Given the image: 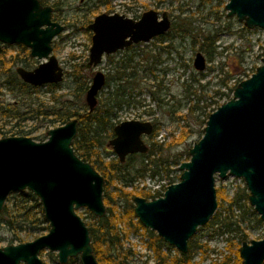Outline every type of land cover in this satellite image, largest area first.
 Returning <instances> with one entry per match:
<instances>
[{
    "label": "water",
    "instance_id": "obj_1",
    "mask_svg": "<svg viewBox=\"0 0 264 264\" xmlns=\"http://www.w3.org/2000/svg\"><path fill=\"white\" fill-rule=\"evenodd\" d=\"M225 9L247 29H264V0H228ZM157 18L153 9L138 20L119 13L94 16L88 24L92 35L87 67L97 66L104 55L166 33L170 19L166 13ZM63 30L52 20V7L39 0H0V42L23 44L31 56L44 59L31 70L16 69L29 84L63 80L64 70L51 54V41ZM205 65L203 54L196 52L194 68L201 71ZM105 80L101 70L93 73L85 91L88 111L97 105ZM77 126L73 117L48 129L44 141L18 135L0 138V211L10 193L28 190L40 201L49 226L32 240L0 246V264H44L39 256L44 249L56 252L59 264L76 256L80 264H99L88 226L77 210L86 208L97 217L105 214L104 179L75 154L71 144ZM152 128L149 120H122L114 125L108 146L123 162L129 154L148 151L143 136ZM188 154L189 159L178 165V181L161 196L133 197V211L142 226L186 253L188 241L217 208L215 179L227 176L243 180L248 204L264 226V55L255 71L234 86L232 97L208 115L202 136ZM238 253L241 264H264V231L259 239L243 241Z\"/></svg>",
    "mask_w": 264,
    "mask_h": 264
},
{
    "label": "rangeland",
    "instance_id": "obj_2",
    "mask_svg": "<svg viewBox=\"0 0 264 264\" xmlns=\"http://www.w3.org/2000/svg\"><path fill=\"white\" fill-rule=\"evenodd\" d=\"M45 1L50 6H52V3L57 2V17L53 19L65 26L64 30L52 40V54L63 67L64 78L57 88H52L48 84L42 85L32 90L28 95L18 93L16 90L10 91L0 85V105L8 106L17 102L15 105H19L21 111H25L35 107L40 109L50 108L52 105H56L57 108L65 99H69L72 100V108L82 111L85 92L81 96H78L75 92L73 65L78 64L80 66L82 69L81 74H87L88 71H91L88 79L90 82L94 71L101 70L107 76V74L114 72L115 66L126 63L129 56H131V64L138 69L136 79L140 81L139 88L133 90L132 98H128L130 99L129 105H122L121 108L117 109L116 121L139 119L150 120L152 123L157 124L156 128L153 129V131H156L155 135L151 137V133L145 139V143L150 148L152 140L164 144L170 140L169 132L177 135L179 125L174 119L179 114L186 112L190 106H197L198 108L188 117L189 124L196 129V133L182 144L169 149L164 147L162 150L165 157L169 154L183 152L181 161H186L185 151L202 136L199 131L201 123L197 124L194 116L199 113L200 118H203L208 112H212L220 104L229 100L232 97L234 86L239 82L238 80L248 78L256 67L261 64V58L264 55V30L260 28L250 29V31L244 30L242 28L243 24L238 22L235 16L228 17L225 9L228 0H164L160 4L156 3V0H111L107 6L112 11L126 16L141 14L147 9L154 8L159 11H166L173 21L176 20L177 16L180 19L187 18L193 27L192 37L185 40L177 38L173 43L174 49L172 47L168 53L161 51V48L168 44L166 38L132 44L110 55H104L102 61L96 67L86 68L83 65L88 60L91 43V31L87 28V25L95 15L106 11L104 0ZM133 1H135L133 10H126L124 4ZM197 31L209 33L216 39L215 44L218 46L216 50L221 53L216 54L210 61L205 53L198 49V43L194 38ZM249 46H251L252 51H247ZM159 51L160 54H158ZM198 51L203 54L206 63L204 70L201 71L196 70L193 66V59ZM14 53L19 54L22 62L30 63L33 66L43 60L30 57L26 51L22 52L19 48H11L0 55V61L8 59ZM150 54H158L161 61L150 64L146 60V57ZM240 60H242L241 63H239ZM17 65L19 63L13 65V71ZM237 65H240V68ZM150 67L154 69L152 74L149 72ZM131 70L127 68L125 72L128 74ZM77 72L80 73V71ZM3 79L1 77L0 82ZM108 81L109 84H105L99 92L98 100L106 98L109 92L113 90L114 78H110ZM151 92L156 96L155 100L152 99ZM157 99L161 102H157ZM22 100H26V105L21 104ZM51 120H54L53 116H39L38 118L21 121L7 118L0 119V138L11 136L8 130L17 125L15 128L27 132L26 136L36 141H44L47 138L48 129L61 125V123ZM180 124H183V122H180ZM99 151H101L105 160L116 156L112 148L106 144ZM155 157H157V154H155ZM138 159L137 157L129 158L127 161L128 166H138ZM176 167V165L170 164L168 173L160 167L154 177L150 175V171H147L144 175L135 176L127 183L126 188L135 187L138 182H146L150 189H153L158 181L167 183L174 180L176 182L178 181L177 176L180 174ZM218 186H222L224 195L230 198L239 187L244 186V182L241 178L227 176L225 179H215V187ZM112 188L113 184L110 185L109 189ZM115 206L116 211L121 212L127 208L124 202H115ZM251 210H253L252 206ZM234 212L237 213V211ZM77 213L86 225L93 221L91 216L93 214L86 208H79ZM254 213L246 211L244 217H239L242 232L247 234L245 241L261 238L264 231L262 221L261 223L257 222L256 216L258 214L255 211ZM117 227L120 231L126 229L122 223L118 224ZM242 232H225L221 234L214 232L209 226L199 227L191 238L194 245L192 248L193 261L199 264H215L222 254H228L235 250V245L240 244ZM9 237L8 231L0 229V246L9 244ZM148 239L149 235L143 229H138L137 232L132 231L127 239H123L124 247L137 252L125 264H145V260H148V264L153 263L152 251L145 244ZM229 242L233 243L231 250H228L227 247ZM164 251L170 256L178 252L173 246L169 245L164 248ZM39 256L44 264H59L56 252L44 249L40 251ZM71 264L76 263L72 262Z\"/></svg>",
    "mask_w": 264,
    "mask_h": 264
},
{
    "label": "trees",
    "instance_id": "obj_3",
    "mask_svg": "<svg viewBox=\"0 0 264 264\" xmlns=\"http://www.w3.org/2000/svg\"><path fill=\"white\" fill-rule=\"evenodd\" d=\"M41 2L43 4L47 3L45 0H41ZM56 3L57 2L52 3V17L54 19L57 17ZM242 28L250 31V29H247L244 25H242ZM192 34L193 27L191 26V22L187 18L180 19L177 16L169 31H167L165 35L159 37V39L166 38L168 40V44L163 46L161 51L166 53L170 52L172 47V49H174L173 43L177 38L180 40L190 39ZM194 38L198 43V49L205 53L209 61L213 59L216 54L221 53L216 50L218 46L215 44L216 39L213 35L197 31L194 34ZM247 51H252L251 46H249ZM158 54H160V51ZM158 54H150L146 57V60L150 62V64H153V62H160L161 60ZM131 61V56H129L126 63L115 66L113 69L114 72L107 74L105 84H109L108 80L114 78V88L109 92L106 98L98 100L97 105L92 111H88L85 102L82 104V111L74 109L71 107V105H73L71 102L72 100L65 99L57 108L56 105L43 109L35 107L25 110L24 113L19 107L13 105H0V119L7 118L21 121L38 118L39 116H53L54 120L51 121H56L61 124L73 117L78 119L77 134L72 141V148L80 159L90 163L104 179L102 196L106 208L105 214L100 217L91 215L93 221L87 223L93 253L99 264H125L129 258H133L137 252L128 247H124L123 239H127L132 231L137 232L138 229L145 230L149 235V239L145 244L152 251V264H199L193 261V240L190 239L188 241V251L186 253L176 252L173 256H170L164 251L167 244L162 238L155 232L143 227L135 218L133 211L134 206L132 203L134 196H142L146 199H151L161 195V193L152 194L149 191L137 189L136 187L131 189L126 188L127 183L135 176L144 175L147 171H150L152 177L158 173L160 167L168 173L170 164L176 165V170H178V165L182 162L181 157L183 152L169 154V156L165 157L162 154V150L164 147L169 149L173 146L180 145L191 135L196 133V129L192 128L189 124L188 117L192 115L198 107L194 105L190 106L186 112L179 114L177 118L174 119L177 125H179L178 134L173 135L172 132H169L170 140L164 144L152 140L150 148L146 153L129 155L124 162H120L116 156L112 159L105 160L101 151H99V149L104 147V144L107 145L108 140L114 135L113 127L119 122L116 121L117 109L121 108L122 105H129L130 99L128 98H132L131 94L133 90L139 88L140 81L136 79L138 76V69L131 64ZM1 62L2 65H4L0 67L2 68L0 69V78L3 77L4 80H6L8 77H11L12 79L10 80H13L11 84H5L10 91L16 90L18 93H25L28 95L35 89L22 82L12 70L11 67L16 63V58H11L7 62L4 59ZM241 62L242 60H240L239 63ZM73 66L76 73L73 74V80L76 85L75 92L78 96H81L90 83L88 79L91 71H88L87 74H81L82 69L80 66ZM237 66L240 68V65ZM127 68L132 69L128 74L125 72ZM77 71H80V73ZM149 72L152 74L154 69L150 67ZM59 84L60 83L48 84V86L57 88ZM158 89H160V87H158ZM230 89L232 90V88ZM151 97L153 100L156 99L153 92H151ZM157 102L161 101L157 99ZM23 103L26 105V100H22L21 104ZM159 107H161V105H159ZM210 113L211 112H208L203 118H200L201 115L199 113L194 116L196 123H201V129H199L201 135L203 134V128ZM180 122H183V124H180ZM16 126L8 130L10 131V135L26 136L28 134L20 128H15ZM156 126L157 124H155V128ZM155 132V130L152 132L151 137L155 135ZM185 153L187 156L186 160H188V150L185 151ZM155 154H157V157H155ZM131 157L139 158L138 166H128L127 161ZM179 175L177 179H179ZM172 182H174V180L168 183ZM112 184L113 188L110 190L109 187ZM215 188L217 208L212 218L205 226H209L214 232L221 234L225 232H242L243 229L240 226L239 217H244L246 211L255 214L248 204V193L245 186L239 187L230 198L224 195L222 186ZM115 202H124L127 208L122 212L116 211ZM234 211H237V213ZM256 221L261 223L259 216H256ZM120 223L124 224L126 227L123 231H120L117 227ZM48 228L49 226L44 217L41 203L36 195L28 190L16 191L9 194L0 211V229H5L9 232V244L32 240L46 233ZM246 239L247 234L242 232L240 235V244ZM240 244L237 243L235 245V250L230 253L222 254L215 264H241L238 253ZM231 246H233V243L229 242L227 246L228 250H231ZM72 262L80 264L77 256L70 258L66 264H71ZM144 263L148 264V260H145Z\"/></svg>",
    "mask_w": 264,
    "mask_h": 264
},
{
    "label": "flooded vegetation",
    "instance_id": "obj_4",
    "mask_svg": "<svg viewBox=\"0 0 264 264\" xmlns=\"http://www.w3.org/2000/svg\"><path fill=\"white\" fill-rule=\"evenodd\" d=\"M40 1V3L42 4V5H48V4H43L42 2H41V0H39ZM100 1H103V0H100ZM109 1H111V0H104V4H105V6H106V11L105 12H101V13H107V14H113V13H118V12H115V11H112V9L109 7V6H107V4H108V2ZM163 1L164 0H156L155 2L156 3H158V4H160V3H163ZM134 3H135V1H133V2H131V3H129V4H124V6L126 5V10H133V8H134ZM50 6V5H49ZM52 7V6H51ZM150 9H153L154 11H156V13H157V16H158V18L157 19H160L161 18V15H162V13H166L167 14V16H168V18L170 19V28H171V25H172V23H173V20L170 18V16H169V14L166 12V11H159L158 9H154V8H150ZM147 10H149V9H147ZM146 11V10H145ZM145 11H143V12H145ZM143 12H141V14H136V15H131V16H126L125 14H123V15H125L126 17H129V18H131V19H134V20H138L140 17H141V15L143 14ZM52 14H53V8H52ZM119 14H122V13H119ZM96 16V15H95ZM52 20H54L53 19V17H52ZM54 21H56V20H54ZM58 22V21H57ZM61 24V23H60ZM63 25V24H62ZM64 26V25H63ZM65 27V26H64ZM87 28H88V25H87ZM169 28V29H170ZM89 29V28H88ZM90 30V29H89ZM91 31V30H90ZM169 31V30H168ZM61 33V32H60ZM60 33H58V34H60ZM91 33V35H92V32H90ZM57 34V35H58ZM163 35H165V33L164 34H162V35H158V36H155V37H153L152 39H159V37H161V36H163ZM152 39H150V40H152ZM53 40V39H52ZM149 40V41H150ZM90 42H91V36H90ZM148 42V41H147ZM139 43V42H138ZM91 44V43H90ZM133 44H137V43H133ZM130 45H132V44H130ZM130 45H128V46H125V47H123L122 49H124V48H126V47H129ZM11 48H19V49H21L22 50V52H27L28 53V55L30 56V57H33V58H36V59H38L37 57H34V56H31L30 55V48L29 47H27V46H25V45H23V44H20V43H4V42H0V55L1 54H3V52H5L6 50H9V49H11ZM51 48H53V42L51 41ZM122 49H118V50H122ZM118 50H116V51H118ZM115 51V52H116ZM115 52H113V53H115ZM51 54H52V50H51ZM112 54V53H111ZM53 55V54H52ZM110 55V54H109ZM11 58H16V63L15 64H17V63H19V65H17L16 67H15V70H14V72L17 74V76L21 79V81L22 82H24V83H26L27 85H29V86H31V87H34V88H37V87H39V86H34V85H32V84H29V83H27V82H25L21 77H20V75L17 73V71H16V69L18 68V67H22V68H24V69H26V70H31V69H33V68H35L38 64H40L41 62H43L44 61V59L43 60H41V61H39L38 62V64L37 65H35V66H33V65H30V63H26V62H22V58L21 57H19V54L18 53H14L12 56H10L8 59H5V61L7 62L8 60H10ZM1 59V58H0ZM4 60V59H3ZM25 60V59H24ZM102 61V60H101ZM87 62H88V60H87ZM87 62L84 64L85 65V67L86 68H91V67H87ZM4 65V64H3ZM3 65H2V62L0 61V66H2L3 67ZM78 65V64H77ZM93 67V66H92ZM96 67V66H95ZM12 68V67H11ZM63 68V67H62ZM64 70V69H63ZM95 72V71H94ZM93 72V73H94ZM93 73H92V75H93ZM64 74H65V72H64ZM64 78V77H63ZM105 78H106V76H105ZM9 79V80H8ZM8 79H6V80H4L3 79V81L2 82H0V85L1 86H3V87H5V88H7L6 87V83H9V84H11L12 82H13V80H10V79H12L11 77H8ZM90 81H91V79H90ZM62 82V81H61ZM60 83V82H59ZM47 84H52V83H46V84H42V85H47ZM58 84V83H57ZM42 85H40V86H42ZM17 103V102H16ZM15 103V104H16ZM15 104H12L13 106H16ZM1 106H3V105H1ZM16 107H19V105H17ZM19 109H20V107H19ZM23 113H24V111H23ZM26 115V114H25ZM24 116V115H23ZM150 121V120H149ZM151 123H152V121H150ZM152 125H153V128H152V131H153V129L155 128V124L154 123H152ZM152 131H151V133H152ZM150 133V134H151ZM149 134V135H150ZM149 135H146V136H143V139H144V141H145V139L147 138V136H149ZM11 136H14V135H11ZM18 136H21V135H18ZM151 136V135H150ZM112 138V137H111ZM109 141V140H108ZM107 146H108V142H107ZM114 152V151H113ZM146 153V152H145ZM134 154H142V153H133V154H129V155H134ZM116 155V154H115ZM129 155H127L126 156V158L129 156ZM117 157V156H116ZM126 158H125V160H126ZM124 160V161H125ZM123 161V162H124ZM164 183H166L165 181H164ZM173 183V182H172ZM169 184H171V183H166V186L164 187L165 189H166V187L169 185ZM137 189H143L144 191H149V192H151L149 189H146L145 188V186L144 185H142V183L140 182H138L137 183V186H135ZM131 188H133L132 186H130L128 189H131ZM164 191V190H163ZM152 194H156V193H159V191H155V192H151ZM161 195H162V193H161ZM161 195H159V196H161ZM158 197V196H157ZM152 199V198H151ZM132 203H133V206H134V202H133V199H132ZM134 208V207H133ZM135 215V214H134ZM135 218L137 219V217L135 216ZM138 220V219H137ZM144 227V226H143ZM148 229V228H147ZM152 231V230H151ZM154 232V231H153ZM170 246V245H169ZM70 259V258H69ZM69 261V260H68ZM68 263V262H67ZM66 264V263H65Z\"/></svg>",
    "mask_w": 264,
    "mask_h": 264
},
{
    "label": "built area",
    "instance_id": "obj_5",
    "mask_svg": "<svg viewBox=\"0 0 264 264\" xmlns=\"http://www.w3.org/2000/svg\"><path fill=\"white\" fill-rule=\"evenodd\" d=\"M148 183V182H147ZM150 184V183H149ZM152 184V183H151ZM142 185L145 186L146 189H149L151 192H155V191H159V192H162L164 187L166 186V183L162 182V181H158L154 186H153V189H150L148 187V184L145 183H142Z\"/></svg>",
    "mask_w": 264,
    "mask_h": 264
}]
</instances>
